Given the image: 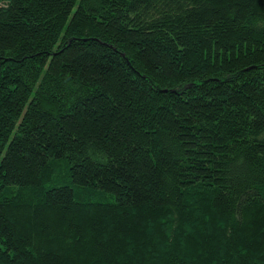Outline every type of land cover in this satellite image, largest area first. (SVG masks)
Instances as JSON below:
<instances>
[{"label": "trees", "instance_id": "obj_1", "mask_svg": "<svg viewBox=\"0 0 264 264\" xmlns=\"http://www.w3.org/2000/svg\"><path fill=\"white\" fill-rule=\"evenodd\" d=\"M0 264H264V0H0Z\"/></svg>", "mask_w": 264, "mask_h": 264}, {"label": "water", "instance_id": "obj_2", "mask_svg": "<svg viewBox=\"0 0 264 264\" xmlns=\"http://www.w3.org/2000/svg\"><path fill=\"white\" fill-rule=\"evenodd\" d=\"M161 88H164V87H161Z\"/></svg>", "mask_w": 264, "mask_h": 264}]
</instances>
